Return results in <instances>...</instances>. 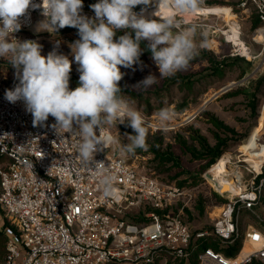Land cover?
Listing matches in <instances>:
<instances>
[{
    "label": "built area",
    "instance_id": "obj_1",
    "mask_svg": "<svg viewBox=\"0 0 264 264\" xmlns=\"http://www.w3.org/2000/svg\"><path fill=\"white\" fill-rule=\"evenodd\" d=\"M236 1L237 8H255L261 22L258 34L264 36V0ZM82 14L95 15L84 7ZM198 15L221 18L212 12ZM38 19H44L40 10H30L29 17L21 18L15 38ZM211 25L231 44L232 56L251 57L240 28L234 35L235 25L223 31L217 23ZM14 87L0 79V154L8 160L0 168V207L9 222L7 256L1 264H153L161 256L188 262L199 239L232 245L240 237L242 211L264 223V211L256 213L264 197V172H252L248 181L235 178L236 191L225 192L227 203L214 218L212 230L194 232L184 220L192 201L188 190L124 163L109 154L112 146L94 155L115 177L114 195L105 197L97 174L78 159L76 138L60 136L51 127L55 123L51 116L44 126H33L22 101L13 104L5 99V91ZM247 245L258 246L257 252L242 256ZM254 259L264 261V231L255 228L246 232L235 258L212 248L198 254L199 264H250Z\"/></svg>",
    "mask_w": 264,
    "mask_h": 264
},
{
    "label": "clouds",
    "instance_id": "obj_2",
    "mask_svg": "<svg viewBox=\"0 0 264 264\" xmlns=\"http://www.w3.org/2000/svg\"><path fill=\"white\" fill-rule=\"evenodd\" d=\"M151 3L98 0L90 5L94 17H88L82 14L83 0H0V59H7L18 81L5 91V99L13 104L22 101L33 117V126H44L51 116L55 120L51 127L60 136L67 133L76 138L78 159L97 174L105 197L114 195L115 177L104 162L95 161V153L116 143L122 155H135L138 149L147 151L150 147L145 118L120 87L125 75L121 67L142 64L141 55L149 51L159 77L167 78L186 69L205 46L203 41L197 42L198 26L184 25L177 18V14L198 12L204 0H159L158 10L152 14L158 19L144 15ZM139 5L145 8L137 13L133 9ZM161 7L171 8L172 14L162 15ZM37 9L44 17L37 31L55 34L65 27L78 30L79 39L71 45L80 73L75 89L69 87L72 61L58 53V40L54 50L44 56L41 44L14 36L21 30V18ZM157 82L156 75H149L137 86L147 89ZM173 116L170 107L159 109L160 127L166 128ZM126 121L135 134L126 133L125 144L111 129Z\"/></svg>",
    "mask_w": 264,
    "mask_h": 264
},
{
    "label": "rangeland",
    "instance_id": "obj_3",
    "mask_svg": "<svg viewBox=\"0 0 264 264\" xmlns=\"http://www.w3.org/2000/svg\"><path fill=\"white\" fill-rule=\"evenodd\" d=\"M154 8L152 0L144 15L150 19H158L152 15L151 11ZM229 8H232V14ZM205 9L226 10L233 19L227 22L224 16L217 20L210 15L177 14V18L184 25L198 26L197 42L203 41L205 44L186 69L171 77H159L155 63L144 54L140 57L142 64L135 65L134 68L121 67L125 75L119 82L120 87L125 95L135 101V107L142 112L148 127V136L161 132L160 137L164 138L163 148L166 149L167 145L171 147V152H174L180 160V168L175 167L164 173L163 171L171 166H165L163 171L158 170V162L154 161V155L151 152L122 155L119 143L113 144L109 151V154L115 153L124 163L136 166L140 172L154 173L164 184H168L169 181L172 183L168 185H176L178 182L189 180L194 187L187 189L188 197L192 198V201L185 210L184 220L194 232L212 230L213 220L220 213L221 207L227 203L228 194L222 191L223 194L219 193L220 186L206 176L213 166L203 172L207 160L193 159L192 155L180 146L179 139L185 140L192 147H198L196 139H192L195 132L205 137L211 146H215L217 142L216 135L228 139V148L215 164L218 168L221 166V159L227 158V167L223 173L224 177L221 176L219 179L220 182L227 176L233 178L236 175L248 181L253 176L252 172H264V82L260 86L251 84L264 78V36L258 34L261 26L258 29L253 27L258 14L253 6H249L248 10L237 8L236 0H204L200 10ZM42 20L38 19L35 25L18 40L38 42L42 45L41 54L44 56L54 50L58 40L59 48L56 50L72 61L69 87L74 89L77 85L74 80L79 82L80 73L77 71L79 65L74 61L71 45L79 39L78 33L66 32L64 28L55 34L37 31V25ZM216 23L217 29L221 31L237 25L240 28L242 41L250 48L251 57L232 56V46L226 42L225 36L220 31L213 32L214 30L210 28L211 24ZM210 57H214L219 62L230 60L221 76L212 73L213 70L208 61ZM237 58L242 61H234ZM243 60L250 64L247 65ZM14 73L15 70L7 59H0V79L6 85L18 83ZM149 75H156L158 82L147 89L137 86ZM183 77H192V83L183 81ZM247 89L252 91L256 89V107L252 106L247 96L241 93ZM184 103L188 104V109L182 112L181 106ZM163 107H170L174 116L167 127L162 129L157 119V112ZM209 115L218 118L234 133L218 131L209 122ZM121 126L122 124H118L117 129L112 128L111 132L114 137L120 136L121 142L126 144L127 137L121 132ZM233 182L234 185L237 183ZM200 203L204 206L203 213L196 208ZM263 211L264 197L256 213L261 214ZM5 219V214L0 208V231L3 230ZM262 226L263 223L249 211H242L239 215V227L245 234L250 228L258 229ZM244 249L251 252L254 248L247 245ZM259 262L264 264L262 260Z\"/></svg>",
    "mask_w": 264,
    "mask_h": 264
},
{
    "label": "trees",
    "instance_id": "obj_4",
    "mask_svg": "<svg viewBox=\"0 0 264 264\" xmlns=\"http://www.w3.org/2000/svg\"><path fill=\"white\" fill-rule=\"evenodd\" d=\"M98 2V0H83V7L87 9H91L90 5ZM145 8L143 5L136 6L133 10L135 12H141V9ZM147 9V8H146ZM261 26V22L259 20V17L255 20L254 28L258 29ZM66 32H75L78 33V30L76 28L72 27H65L64 28ZM121 33H118V35ZM142 48L146 47V42L141 45ZM144 55L151 58V53L149 51H144ZM209 63L212 68V73L216 76H221V73L225 67L229 65L230 60H224L222 62L217 61L214 57L209 58ZM234 61H242V59L237 58ZM244 61V60H243ZM247 65H249V62L244 61ZM183 81L192 83V77H183ZM76 82L75 88L78 86V82ZM264 82V78L258 79L256 82H252V85L260 86ZM74 88V89H75ZM257 89V88H256ZM256 89L254 91L252 90H244L241 92L242 94L247 96V99L249 103L256 107V101H257V94ZM188 109V104L184 103L181 106V111L184 112ZM209 122L222 133H229L232 134L234 131L226 126L223 122H221L218 118L214 117L213 115H209ZM121 132L123 134H132L133 129L127 125V121L122 124L120 127ZM161 132L156 133L153 136H148L147 142L149 144L148 152H151L154 155V161L158 162V170L161 169L163 171V168L165 166L170 165L171 167L168 168V170H164L163 172H168L170 169H174L175 167L180 168V160L177 156H175L174 152H171V147L167 145L166 149L163 148L164 146V138H161ZM192 139L198 142V147H192L187 144L185 140L179 139L180 146L188 153H190L195 160H207L205 166L203 167V172L206 170H209V168L212 169L216 167V163L220 160V158L225 153L226 149L228 148V139L221 138L220 135H216V144L215 146H211L210 143L207 141V139L203 136H200L197 132H195V136H192ZM143 154V150H137L136 154ZM8 163L7 158L0 154V168L4 167ZM4 165V166H3ZM157 170V169H156ZM184 172V171H182ZM168 184H171L172 182H167ZM178 187L191 189L193 188V184L189 182V180H184L181 182H178L176 184ZM1 208V207H0ZM198 210L203 213L204 206L202 203L198 204L197 207ZM2 210V208H1ZM3 211V210H2ZM4 213V211H3ZM5 214V213H4ZM138 222H143V220H138ZM187 223V222H186ZM9 226V222L7 219H5V223L3 225V230L0 231V264L4 262L6 256H7V243L8 238L5 233L6 227ZM258 230L264 231V223L261 228H258ZM245 241V233L241 232L240 230V237L230 246L228 247H222L219 242H215L213 240H204L199 239L196 241V250L192 253L191 258L188 262L178 261V260H172V258L166 259L164 256L159 257L153 264H199L198 260V254L201 250H204L206 248H212L214 251L223 254L227 258H235L238 256V254L241 252L243 248V244ZM250 264H260L259 259H254L252 263Z\"/></svg>",
    "mask_w": 264,
    "mask_h": 264
},
{
    "label": "bare ground",
    "instance_id": "obj_5",
    "mask_svg": "<svg viewBox=\"0 0 264 264\" xmlns=\"http://www.w3.org/2000/svg\"><path fill=\"white\" fill-rule=\"evenodd\" d=\"M158 4H159V0H153V5L155 6L154 10H152V14L154 12H156L158 10ZM157 9V10H156ZM160 13L164 16L170 15L172 14L173 10L171 8H165V7H161L159 9ZM230 11V9H229ZM216 13L218 15L224 16V18L226 19L227 22L231 21L233 19V16L231 15L232 12L230 11L231 14H229L226 10H199L198 12H196L195 14H205V13ZM233 24V23H232ZM235 24V23H234ZM231 30L233 31L234 35L238 34V27L237 25H235V27H232ZM226 157L221 159V166H219L218 168L216 167L215 169L210 170L209 172H207V176L209 177V179L211 181H214L216 183V185L220 186L221 191L224 192H229V191H233L235 189V185L233 181L239 180L240 176L236 175L233 178H230L228 180H223L222 182L219 181L220 177L223 176V173L226 170L227 167V161H226ZM224 177V176H223ZM236 178V180H235ZM237 182V181H236ZM249 247V246H248ZM254 249L249 252L248 251H243L242 256H246L248 254H255L258 250V246H252ZM252 249V248H251Z\"/></svg>",
    "mask_w": 264,
    "mask_h": 264
}]
</instances>
